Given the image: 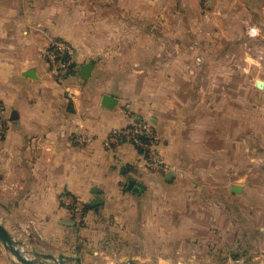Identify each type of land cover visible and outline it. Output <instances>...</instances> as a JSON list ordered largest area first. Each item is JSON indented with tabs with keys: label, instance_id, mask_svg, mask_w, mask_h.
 I'll use <instances>...</instances> for the list:
<instances>
[{
	"label": "crops",
	"instance_id": "0c3cea01",
	"mask_svg": "<svg viewBox=\"0 0 264 264\" xmlns=\"http://www.w3.org/2000/svg\"><path fill=\"white\" fill-rule=\"evenodd\" d=\"M177 2L0 0V101L5 117L0 138V223L23 246L78 255L83 264H89L108 249L142 254L147 253L148 241L153 247L149 253H162L166 241L198 246L194 240L204 237L195 235L202 219L189 214L184 218L178 210L193 197L186 194L183 176L174 167L179 132L166 126L169 122L176 126L177 120L186 118L185 103L173 101L179 92L177 83L172 79L174 84L155 83L142 89L139 81L126 83L123 66H102L79 46L72 32L135 29L137 18L139 29L159 32L169 26L159 17L174 13ZM148 19H152L150 25L145 22ZM92 23L100 25L92 27ZM54 37L67 39L77 48L74 69L62 83L52 78L40 53ZM144 45L142 61L165 59L171 63L169 69L180 75L190 70L189 55L177 41L169 43L159 36ZM153 46L159 50L147 56ZM163 47L168 54L162 53ZM88 61L92 69L84 78L79 69ZM29 70L31 76L25 74ZM104 94L116 98L112 107L103 105ZM136 119L153 123L166 171L147 168L141 152L131 144L124 143L118 150L104 146L111 128ZM131 178L140 185L127 189ZM62 193L76 195L87 205L80 228L70 223ZM97 197L101 202L91 205ZM210 219L217 221V217ZM0 264H20L1 243Z\"/></svg>",
	"mask_w": 264,
	"mask_h": 264
},
{
	"label": "rangeland",
	"instance_id": "374dc122",
	"mask_svg": "<svg viewBox=\"0 0 264 264\" xmlns=\"http://www.w3.org/2000/svg\"><path fill=\"white\" fill-rule=\"evenodd\" d=\"M263 8L264 0H178L174 13L159 17L169 24L159 32L139 29L138 18L133 20L135 29L72 31L79 46L102 66H123L126 83L139 81L140 89L177 83L173 101L185 103L186 118L166 126L179 132L174 167L183 176L186 194L193 197L178 210L184 218L189 214L202 219L195 235L205 237L194 240L198 246L166 241L162 253H149L153 247L148 241L147 253L108 249L89 264H129V259L134 264H264ZM145 22L150 25L152 19ZM159 36L181 45L189 55V71L174 73L165 59L141 60L144 42ZM165 48L160 49L168 54ZM156 50L159 47L153 46L146 55ZM167 94L171 101V92ZM234 185H240V191H233Z\"/></svg>",
	"mask_w": 264,
	"mask_h": 264
},
{
	"label": "built area",
	"instance_id": "2783aa9c",
	"mask_svg": "<svg viewBox=\"0 0 264 264\" xmlns=\"http://www.w3.org/2000/svg\"><path fill=\"white\" fill-rule=\"evenodd\" d=\"M41 56L47 61L52 78L62 83L74 69L75 50L63 38H52L40 49ZM4 112L0 101V138L4 133ZM81 140H84L81 139ZM124 143L133 145L143 156L144 165L153 171H166L167 162L159 148V137L153 123L148 119H136L130 124L113 127L103 139L106 148L118 150ZM61 200L69 209L76 227H81L85 220V203L71 193H62Z\"/></svg>",
	"mask_w": 264,
	"mask_h": 264
},
{
	"label": "water",
	"instance_id": "95a60500",
	"mask_svg": "<svg viewBox=\"0 0 264 264\" xmlns=\"http://www.w3.org/2000/svg\"><path fill=\"white\" fill-rule=\"evenodd\" d=\"M92 69V62L88 61L81 65L79 73L82 77L87 78ZM26 75H32L31 71H27ZM116 98L111 94H104L102 97V103L106 107H112L116 103ZM170 174V173H169ZM140 182L135 179H128L127 189H133L135 186H139ZM240 185H234L233 191H240ZM101 202L100 198H96L92 201L91 205H95ZM71 224H74L72 219ZM0 243L6 251H8L20 264H83L80 256L68 255L64 253H47L37 250H27L24 248L23 243L13 237V235L0 223ZM127 263L134 264L132 260H128ZM125 264V263H124ZM258 264V263H252Z\"/></svg>",
	"mask_w": 264,
	"mask_h": 264
},
{
	"label": "trees",
	"instance_id": "16d2710c",
	"mask_svg": "<svg viewBox=\"0 0 264 264\" xmlns=\"http://www.w3.org/2000/svg\"><path fill=\"white\" fill-rule=\"evenodd\" d=\"M86 208H87V205L85 204L84 213H85ZM77 228H80V227H77Z\"/></svg>",
	"mask_w": 264,
	"mask_h": 264
}]
</instances>
